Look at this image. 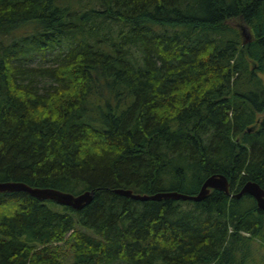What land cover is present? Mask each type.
Masks as SVG:
<instances>
[{
	"label": "trees",
	"instance_id": "1",
	"mask_svg": "<svg viewBox=\"0 0 264 264\" xmlns=\"http://www.w3.org/2000/svg\"><path fill=\"white\" fill-rule=\"evenodd\" d=\"M263 76L264 0H0V182L95 191L0 192V264H238L264 228L231 195L264 189ZM213 174L231 194L114 192Z\"/></svg>",
	"mask_w": 264,
	"mask_h": 264
},
{
	"label": "water",
	"instance_id": "2",
	"mask_svg": "<svg viewBox=\"0 0 264 264\" xmlns=\"http://www.w3.org/2000/svg\"><path fill=\"white\" fill-rule=\"evenodd\" d=\"M244 43L251 40V36L245 31ZM252 129V128H250ZM211 189H219L227 194L230 192V181L228 177L224 174H213L210 175L203 183L200 191L197 194H186L178 191H166L157 192L154 194H142L135 193L129 188H117L114 192L118 195L126 196L134 200H156L160 201L162 199H175V200H193L196 202L204 200ZM0 192H26L38 200H52L60 205L70 206L75 210H81L87 205H89L94 199V190H86L79 194H74L71 192H65L56 188L49 187H36L26 184L24 182L17 181H5L0 182ZM244 194L251 195L257 203V207L260 210H264V189L254 181L246 182L239 192L231 194L236 198L242 197Z\"/></svg>",
	"mask_w": 264,
	"mask_h": 264
},
{
	"label": "rangeland",
	"instance_id": "3",
	"mask_svg": "<svg viewBox=\"0 0 264 264\" xmlns=\"http://www.w3.org/2000/svg\"><path fill=\"white\" fill-rule=\"evenodd\" d=\"M51 62L52 60L47 61L46 65ZM237 258L238 264H264V228L259 235L241 243Z\"/></svg>",
	"mask_w": 264,
	"mask_h": 264
}]
</instances>
